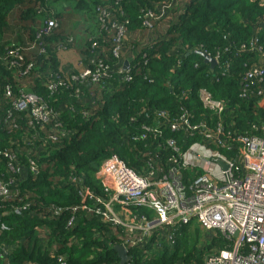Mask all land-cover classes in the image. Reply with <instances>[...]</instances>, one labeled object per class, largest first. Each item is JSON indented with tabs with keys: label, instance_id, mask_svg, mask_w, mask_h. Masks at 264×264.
Masks as SVG:
<instances>
[{
	"label": "trees",
	"instance_id": "obj_1",
	"mask_svg": "<svg viewBox=\"0 0 264 264\" xmlns=\"http://www.w3.org/2000/svg\"><path fill=\"white\" fill-rule=\"evenodd\" d=\"M160 1L0 0V55L4 56L0 59V91L11 84L16 94L25 89L43 94L55 107L73 104L76 108L73 114L62 108L61 126H55V121L37 123L32 131L39 133L35 139L39 169L17 174L11 195L0 199V264H59L62 256L70 264H121L115 245L123 242V229L81 206L91 205L90 193L105 196L97 172L106 157L115 154L142 174H147L150 165L164 174L177 154L167 139L174 137L181 150L199 139L168 129L161 136L146 131L144 126L155 120V109L169 111L172 118L187 112L193 122L206 120L215 125L220 121L229 138L264 132V97L241 96L243 76L257 61L258 52L237 54L254 35L264 49V0H187L168 17L155 20L152 28L144 26L143 13ZM106 4L114 6V19L126 27L122 41L124 53H130L132 79L112 76L81 85L80 101L68 85L72 74L62 66L58 47L74 48L88 57L92 42L98 41L100 47L109 49L101 54L106 62H116L110 52L111 36L103 32L98 19V6ZM44 9L55 11L58 25L52 33L37 38L38 27L47 17ZM33 43H39L38 49L28 50ZM14 45L24 48L16 58L6 54ZM196 49L213 56L220 51L214 70ZM5 57L16 59L19 65L9 68ZM31 61L34 67L19 77ZM46 71H52L54 81L64 80L67 85L50 95L43 86L47 76L40 77ZM202 89L225 102L221 115L204 106ZM1 121L0 116V150L17 148L27 168L32 152L21 134L29 132L28 125L10 131ZM61 127L70 134L62 136ZM49 134H58L59 139L53 141ZM5 167L6 158L0 153V170ZM17 206L22 207L21 214L13 212ZM57 208H62L60 214L55 213ZM206 231L193 218L175 231L174 242L161 235L154 236L145 248H130L131 259L126 264H205L209 254L229 243L220 231L210 236Z\"/></svg>",
	"mask_w": 264,
	"mask_h": 264
},
{
	"label": "built area",
	"instance_id": "obj_2",
	"mask_svg": "<svg viewBox=\"0 0 264 264\" xmlns=\"http://www.w3.org/2000/svg\"><path fill=\"white\" fill-rule=\"evenodd\" d=\"M186 2L161 0L154 9L143 13V25L152 28L155 20L168 17L172 10L184 6ZM97 10L101 29L111 36L110 52L117 58L116 62L110 60L112 65L106 62L101 54H107L109 49L100 47L98 41L91 44V56L78 54L69 64L65 63V54L70 48L63 45L58 47L62 66L72 74L68 85L75 89L80 101L81 85L97 84L112 76H119L123 81L132 79V68L130 63L125 65L128 58L125 59L123 54L125 25L114 19L116 13L112 4L98 6ZM42 11L47 13V17L38 27L37 38L52 33L58 25L53 9ZM38 44L33 43L27 49L37 50ZM15 46L6 52L13 58L20 56V51L24 49ZM45 51V47H40V52ZM250 51L258 52L259 57L243 76L241 96L263 98L264 49L258 35L239 47L237 54ZM220 56V51L213 56L217 65ZM3 57L0 55V59ZM5 61L9 68L19 65L16 59L5 57ZM33 67L34 62H28L26 69L17 75L22 77ZM44 76L47 79H43ZM40 77L50 95L60 86L67 85L64 80L54 81L52 71L42 72ZM253 85L257 86L256 90L252 89ZM201 100L206 108L218 115L225 111V102L215 99L205 89L201 90ZM62 108L71 110V114L76 113L73 104L55 107L43 94L25 89H20L19 94H16L11 84H6L0 91L1 122L10 131L24 130L25 125H28L27 129L30 130L21 134V140L32 152L28 155L29 165L25 168L17 148L0 150L6 158L5 169L0 170V199L11 195V186L17 181V174L23 176L27 171H38L39 150L35 147V139L39 133L35 132L36 124L55 121V126H61V116L65 112ZM83 113L89 115L88 110ZM144 113L148 116L150 111L147 109ZM153 116L155 120L145 125L144 129L155 136H161L168 129L199 139L189 143L184 150L180 149L174 137L167 139L177 154L171 157L168 172L164 174L152 165L147 174H142L115 154L106 157L97 172L103 182L105 196L90 193L91 205L81 207L99 215L104 222L121 227L124 231L121 244L128 250L145 248L154 236H166L170 242H174L175 231L179 226L194 218L204 230L220 231L229 241L226 247L208 255L205 264H264V132L229 138L220 121L215 125H210L206 120L193 122L187 112L172 118L169 111L164 109H155ZM61 134L68 136L70 131L63 129ZM48 138L57 141L59 135L49 134ZM186 175L188 182L185 180ZM140 209L146 212H140ZM22 210V207L17 206L13 212L21 214ZM61 211L62 208L55 209L56 214ZM59 261V264H70L65 256L60 257Z\"/></svg>",
	"mask_w": 264,
	"mask_h": 264
},
{
	"label": "water",
	"instance_id": "obj_3",
	"mask_svg": "<svg viewBox=\"0 0 264 264\" xmlns=\"http://www.w3.org/2000/svg\"><path fill=\"white\" fill-rule=\"evenodd\" d=\"M196 53L203 56L204 61L208 64H210L211 70H214L217 65V60L211 56L208 52L202 50V49H196ZM129 64V61H125V65L127 66ZM115 250L117 251L121 264H126L130 259L131 256L129 254V250L123 245V244H117L115 245Z\"/></svg>",
	"mask_w": 264,
	"mask_h": 264
},
{
	"label": "crops",
	"instance_id": "obj_4",
	"mask_svg": "<svg viewBox=\"0 0 264 264\" xmlns=\"http://www.w3.org/2000/svg\"><path fill=\"white\" fill-rule=\"evenodd\" d=\"M127 53H128V51H127ZM127 53H124L125 59L127 57H129L130 53H128V54ZM78 54L79 53H77V50L74 49V48H72L69 51H67V53L65 54V58H66V62L65 63L66 64L72 63L77 58Z\"/></svg>",
	"mask_w": 264,
	"mask_h": 264
},
{
	"label": "rangeland",
	"instance_id": "obj_5",
	"mask_svg": "<svg viewBox=\"0 0 264 264\" xmlns=\"http://www.w3.org/2000/svg\"><path fill=\"white\" fill-rule=\"evenodd\" d=\"M206 232L208 233V234H207V233H206V234L210 236V234H211L212 231L207 230ZM209 255H210V254H209Z\"/></svg>",
	"mask_w": 264,
	"mask_h": 264
}]
</instances>
